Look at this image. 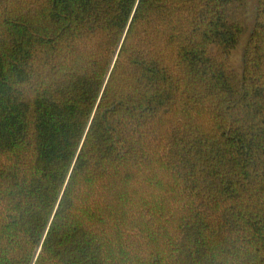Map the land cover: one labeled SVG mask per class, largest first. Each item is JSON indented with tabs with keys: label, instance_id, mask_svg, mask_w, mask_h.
<instances>
[{
	"label": "trees",
	"instance_id": "16d2710c",
	"mask_svg": "<svg viewBox=\"0 0 264 264\" xmlns=\"http://www.w3.org/2000/svg\"><path fill=\"white\" fill-rule=\"evenodd\" d=\"M0 0V264H264V0Z\"/></svg>",
	"mask_w": 264,
	"mask_h": 264
},
{
	"label": "rangeland",
	"instance_id": "374dc122",
	"mask_svg": "<svg viewBox=\"0 0 264 264\" xmlns=\"http://www.w3.org/2000/svg\"><path fill=\"white\" fill-rule=\"evenodd\" d=\"M247 8H248L247 32L242 37L238 47L232 52L230 57L231 65L239 75H241L243 70V55H244L247 39L253 28L254 19L257 11V0H247Z\"/></svg>",
	"mask_w": 264,
	"mask_h": 264
}]
</instances>
